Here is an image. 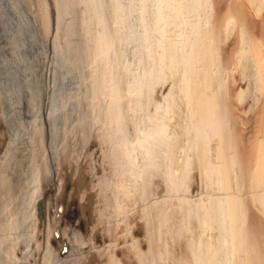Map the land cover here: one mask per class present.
<instances>
[{
    "label": "bare ground",
    "instance_id": "6f19581e",
    "mask_svg": "<svg viewBox=\"0 0 264 264\" xmlns=\"http://www.w3.org/2000/svg\"><path fill=\"white\" fill-rule=\"evenodd\" d=\"M0 264H264V0H0Z\"/></svg>",
    "mask_w": 264,
    "mask_h": 264
}]
</instances>
